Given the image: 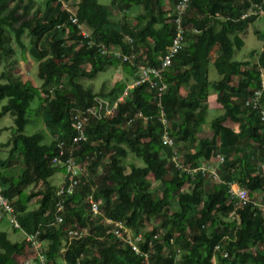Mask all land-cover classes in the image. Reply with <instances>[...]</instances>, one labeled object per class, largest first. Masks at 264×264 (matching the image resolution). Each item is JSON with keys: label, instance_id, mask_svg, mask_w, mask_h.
<instances>
[{"label": "trees", "instance_id": "obj_1", "mask_svg": "<svg viewBox=\"0 0 264 264\" xmlns=\"http://www.w3.org/2000/svg\"><path fill=\"white\" fill-rule=\"evenodd\" d=\"M64 1L67 8L61 0H0V62L16 52L13 39L25 50L22 35L27 32V49L37 61L41 80L36 84L30 75L6 71L0 75V101L7 98L0 114L10 111L15 124L10 156L0 159V164L15 165V149L21 155L17 161L22 163L17 174L0 170V185L20 225L27 231H39L45 244L44 264H57L58 257L67 264L77 259L78 264H147L119 239L105 233V217L123 219L135 230L143 229L147 237L160 231L152 246L142 245L148 250L149 264H214V254L215 264H264V251L251 250L264 241V209L254 205L251 196L236 205L228 193L230 181L250 193L264 189V174L256 163L264 159V121L259 107L246 103L260 89L258 102L264 105V46L256 60L233 58L235 47L243 43L239 33L256 19L240 18L250 1L190 0L182 15L186 29L182 48L163 71L168 83L165 91L157 96L146 82L128 88L124 99L116 102V112L89 116L86 139L80 140H74L77 130L71 123L76 109L95 105L99 98L112 103L137 76L138 63H158L176 33L178 0H111L109 6L98 0ZM34 3L37 6L28 15ZM113 11L119 13L118 20L113 19ZM72 12L89 29L88 37L72 22ZM88 38L92 45L87 44ZM99 41L135 57L122 61L111 52L100 53L96 47ZM214 42L221 45L222 54L214 61L220 78L212 86L223 111L207 121L201 98L209 85L208 53ZM108 65H120L125 76L109 89L95 91L80 81L93 78ZM35 97L44 125L52 132L48 141L44 131L23 133ZM160 106L183 162L195 168L202 162L211 164L219 153L223 157L217 168L221 181L209 187L205 180L212 181L210 175L174 165L172 147L161 140ZM227 119L237 123L238 129L223 126L221 122ZM205 124L209 131L200 129ZM58 143H62V155ZM236 149L240 152L233 155ZM129 154L143 162H130L126 171L123 159ZM56 155L60 162L53 160ZM68 156L84 164L86 170L57 211V190L66 180L61 162ZM57 170L63 171L59 184L50 180ZM185 181L189 187L182 188ZM30 185L40 187L25 191ZM89 194L99 201L100 214L90 211ZM32 203L37 206L27 210ZM57 214L62 216L61 222L55 221ZM150 219L158 223L147 228ZM75 227L86 232L70 240L68 230ZM31 251L25 239L11 240L0 230V264H17L16 256Z\"/></svg>", "mask_w": 264, "mask_h": 264}, {"label": "built area", "instance_id": "obj_2", "mask_svg": "<svg viewBox=\"0 0 264 264\" xmlns=\"http://www.w3.org/2000/svg\"><path fill=\"white\" fill-rule=\"evenodd\" d=\"M249 6L244 9L240 13V18L255 16V18L264 14V0L252 1L249 0ZM63 7L67 8V3L64 0H61ZM190 0H178L175 4V17L174 22L177 25L176 33L172 38L171 44L167 47L164 54L159 56V61L155 65L146 64L143 62L138 63V72L137 76L130 82L127 83L124 91L121 95L117 97L115 101L110 103L108 100L99 98L98 103L95 105L87 106L82 110H77L76 114L72 115L71 123L74 128L77 130V135L74 137V140L86 139L85 133V125L89 119L90 115H94L96 117H100L103 114H112L116 112V102L118 100H123L124 96L127 93L128 88L133 87L136 84L146 82L151 88L156 90V95H161L168 86V83L163 80V71L167 66L172 62L173 57L176 53L182 48L183 39L185 34V28L182 26V15L184 11L188 7ZM72 22L75 23L78 31L84 36L88 37L90 31L88 28H85L82 22H80L77 16L72 12L71 15ZM194 31H197L195 27L192 28ZM94 42L92 39H87V44L92 45ZM96 47L100 53L111 52L117 57H120L122 61H132L135 57L134 53H123L120 48L116 45L111 44L110 47L103 41H99L96 43ZM261 95V90L257 89L254 94H252L249 98H247L246 103L255 107H259L261 111V119L264 121V105L259 104L258 99ZM159 119L163 124V132L161 135L162 143L165 145H169L172 147L171 152V160L174 165L179 169H184L187 172H194V169H199L202 174L210 175L212 177H217L218 165L222 161L223 157L221 154L217 153V161L216 164L211 162L208 163H200L195 168L190 165V163H184L183 157L178 153V150L175 146L174 138L170 135L169 132V120L165 113V110L160 106L159 108ZM141 115V113H138ZM145 118V116H144ZM59 145V154L62 155L64 150L62 147V143H58ZM53 160L60 162L61 158L56 155L53 157ZM65 165L64 177L66 180L60 185L57 190V194L59 196L58 201L56 202V210H60L63 208L64 197L66 195L72 194L79 183V177L86 170L84 164L78 162L76 158L73 156L66 157L62 162ZM60 163V164H61ZM259 170L262 174H264V159L259 162ZM66 182V183H65ZM189 182V181H188ZM189 185V184H188ZM182 188H187L189 186ZM228 193L230 194V198L234 200L236 205L244 204L250 200V191L245 187L239 185L237 182L230 181L228 182ZM87 202L89 203V209L94 214H100V206L99 201L93 198L92 194L87 196ZM253 204L258 206L261 209H264V200H254ZM4 215H7L8 221L13 228H18L22 231L23 237L27 243H29L30 247L35 251L37 260L39 264H44L45 256H44V240L40 239L38 236L39 231L36 229L34 231L25 230L19 223L17 216L14 212V206L12 205L10 199L2 192V188L0 185V221L4 218ZM56 222L62 221V216L60 214L56 215ZM105 224L107 225L105 233L112 235L113 237L119 239L122 243L130 248L134 254L141 256L147 264H149V253L148 250H144L142 245L147 244L148 246H152V243L155 239H159L161 236L160 231L152 232L148 237L145 235V231L143 229L135 230L134 227L128 224L123 219H115L112 217H105ZM147 230V229H146ZM86 229L75 227L68 230L69 239L78 238L85 234ZM172 242V238L169 239ZM262 246L261 244H255V246ZM218 248V245L215 246V249ZM65 250V249H64ZM226 254V252L224 253ZM215 254L213 255V260L215 263ZM63 260V259H62ZM64 262V260H63ZM79 259L74 264H78ZM65 263V262H64ZM21 264H31L27 259L23 260ZM67 264V263H65Z\"/></svg>", "mask_w": 264, "mask_h": 264}, {"label": "rangeland", "instance_id": "obj_3", "mask_svg": "<svg viewBox=\"0 0 264 264\" xmlns=\"http://www.w3.org/2000/svg\"><path fill=\"white\" fill-rule=\"evenodd\" d=\"M75 1V0H70ZM99 2L110 5L111 0H98ZM43 5L44 3H40ZM37 4L34 3L33 6L30 9V12L28 15L32 13V11L36 8ZM167 6V5H166ZM111 7V6H110ZM116 12V13H115ZM115 13V19L117 20L119 14L117 11H113ZM241 39L243 40V43L240 48H236L233 52V58L244 60L249 59L251 61L256 60L258 52L263 48L264 46V14L257 17L254 21L250 22L246 29L241 31L239 33ZM13 35L10 34V39L12 40ZM22 39L25 42L26 46L30 45L29 43V35L27 32H24L22 35ZM12 43L15 46L16 52L13 54H9L6 60H1L0 62V75L2 71L10 72L12 75L25 77L26 75H30L33 81L36 84H39L41 82L40 78L37 75V61L33 58V56L29 53L27 47L24 51H21L20 46L17 42L12 41ZM208 79L211 80H217L219 78V73L216 70V67L214 63L208 64ZM124 73L121 70L120 65H108L105 70L99 71L93 78H81L80 81L84 85H90L95 91H103L106 89H109V87L114 83L117 79H123ZM3 81V79H0ZM215 82V81H213ZM103 89V90H102ZM206 98V95H205ZM218 101V100H217ZM7 102V98H3L0 101V111L2 109V105ZM110 102V101H109ZM204 102V103H203ZM203 105H205L206 110L208 109V120L212 119L215 115L221 113L223 111L222 106L220 103L215 101L214 95H207V99L203 101ZM111 103V102H110ZM219 105V107H217ZM39 106V99L38 97H35L31 103L30 107L27 110V116L29 118L28 122L25 124L23 133L26 134H32L36 132H45L44 140L48 141L52 137V132L45 127L44 121H43V115L38 108ZM223 126H227L230 129H237V124L229 121L228 119L224 122H221ZM225 124V125H224ZM14 120L13 115L10 113V111H7L5 113L0 114V159H5L6 157H9V150L13 145V135H14ZM230 126V127H229ZM204 129L205 131H209L210 128L208 127V124H205L204 127L200 128ZM210 134V132L208 133ZM13 159H16L15 162L18 163L17 159L20 161L21 155L20 152L15 149L12 151ZM125 163L127 164L126 171L129 170V164L130 162L136 163V164H142V159L135 157L131 154L127 156L125 159H123ZM213 163L216 164V158H212L211 160ZM256 162V161H255ZM6 166L3 164H0V170H3L8 173L17 174L21 171L22 163L19 162L18 164ZM259 163V162H256ZM63 171L57 170L55 171L51 176L50 180L53 183L59 184L62 179ZM205 185L211 187L213 184V181L205 180ZM1 184V181H0ZM189 184L188 181H185L183 184L184 187H186ZM40 186L34 187L33 185L27 186L24 190L30 191L31 189H38ZM153 187H155L153 185ZM158 192V191H157ZM257 193L252 195L251 197L256 200H264V189H259V191H256ZM37 206V203H32L28 205L27 210H31ZM2 221V220H1ZM153 223H158L157 219H150L145 224L147 228H151ZM0 228L6 229L8 236L11 240H20L22 239V231L18 228H13L11 224L8 221L7 215H4L3 221L0 223ZM251 250L254 252L256 250H262L264 251V241L262 242V246H251ZM62 262V259H60ZM63 263V262H62ZM130 264V263H129ZM132 264V263H131Z\"/></svg>", "mask_w": 264, "mask_h": 264}, {"label": "crops", "instance_id": "obj_4", "mask_svg": "<svg viewBox=\"0 0 264 264\" xmlns=\"http://www.w3.org/2000/svg\"><path fill=\"white\" fill-rule=\"evenodd\" d=\"M165 7H168V6H165ZM118 13V12H117ZM119 14V13H118ZM115 15L116 14H114L113 13V19L114 20H116L115 19ZM119 16V15H118ZM119 18V17H118ZM118 20V19H117ZM131 21H133V20H131ZM217 28L219 27V25L217 24V26H216ZM240 35V34H239ZM235 49H236V47H235ZM234 49V50H235ZM222 54V47H221V45L218 43V42H214L212 45H211V47H210V49H209V53H208V64H211V63H214V61H215V59H216V57H218V56H220ZM244 60H247V59H244ZM244 60H241V61H244ZM209 68V67H208ZM209 70V69H208ZM219 78H220V74H219ZM218 78V79H219ZM217 79V80H218ZM213 81H216L215 79L214 80H211V81H209V85L205 88V90H204V94H203V96H202V98H201V100H202V102L203 101H205L206 99H207V95L209 94V95H214V97H215V101L216 102H218L217 100V91L213 88V86H212V82ZM183 90V89H182ZM205 95H206V98H205ZM204 103V102H203ZM218 103H220V101L218 102ZM220 105H221V103H220ZM222 106V105H221ZM217 107H219V105H217ZM208 109L206 110V119L208 120ZM226 121V120H225ZM222 122H224V121H222ZM237 124V123H236ZM225 125V124H224ZM236 126H238V125H236ZM230 127V126H229ZM238 129V128H237ZM237 129H232V130H237ZM240 152V150L238 151V149H236V151H235V153H233V155H235L236 153H239ZM232 155V156H233ZM212 158H216V161L218 160L217 159V157L215 156H213ZM258 165H259V163H257ZM207 176H209V175H207ZM213 176V175H212ZM212 176H210L213 180V183H218L219 181H221V178H220V175L219 174H217V177L215 178V177H212ZM233 182H235L236 183V181H233ZM256 191H259V189H257V190H254V191H252L251 193H253L252 195H254V194H256L257 192ZM251 193H250V196H252L251 195ZM261 201V200H260ZM2 221H3V219H2ZM2 221H0V223L2 222ZM0 230H4V231H6V233H7V230L6 229H3V228H0ZM7 235H8V233H7ZM9 237V236H8ZM22 238L24 239V237H23V234H22ZM31 248V247H30ZM31 253L30 254H25L24 255V253H22L21 255L19 254L18 256H16V260H17V264H21V262L23 261V260H25V259H27L31 264H35V263H38V260H37V257H36V254H35V251L33 250V248H31ZM60 259H61V257H58V259H57V264H65L64 262H63V260H62V262L60 261Z\"/></svg>", "mask_w": 264, "mask_h": 264}, {"label": "clouds", "instance_id": "obj_5", "mask_svg": "<svg viewBox=\"0 0 264 264\" xmlns=\"http://www.w3.org/2000/svg\"><path fill=\"white\" fill-rule=\"evenodd\" d=\"M215 264V263H214Z\"/></svg>", "mask_w": 264, "mask_h": 264}]
</instances>
